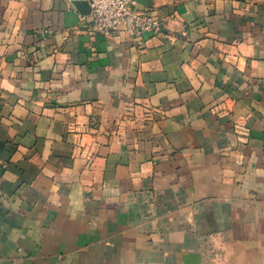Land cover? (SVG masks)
Instances as JSON below:
<instances>
[{
	"label": "crops",
	"instance_id": "crops-1",
	"mask_svg": "<svg viewBox=\"0 0 264 264\" xmlns=\"http://www.w3.org/2000/svg\"><path fill=\"white\" fill-rule=\"evenodd\" d=\"M75 1L0 0V264H264V0Z\"/></svg>",
	"mask_w": 264,
	"mask_h": 264
},
{
	"label": "built area",
	"instance_id": "built-area-1",
	"mask_svg": "<svg viewBox=\"0 0 264 264\" xmlns=\"http://www.w3.org/2000/svg\"><path fill=\"white\" fill-rule=\"evenodd\" d=\"M91 24L94 34L113 37L124 33L140 45L146 33L160 32L162 23L151 9H138L134 0H91Z\"/></svg>",
	"mask_w": 264,
	"mask_h": 264
},
{
	"label": "water",
	"instance_id": "water-1",
	"mask_svg": "<svg viewBox=\"0 0 264 264\" xmlns=\"http://www.w3.org/2000/svg\"><path fill=\"white\" fill-rule=\"evenodd\" d=\"M86 4H88V8H86L87 10H84L85 11L84 15H89L91 13V11H92V8H91L90 3L87 0H78V1L74 2V5L77 6V7H79V5L86 6Z\"/></svg>",
	"mask_w": 264,
	"mask_h": 264
}]
</instances>
